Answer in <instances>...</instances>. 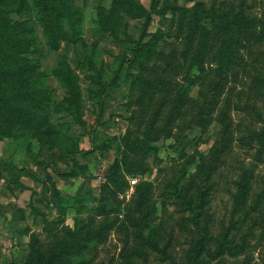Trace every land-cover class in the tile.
Segmentation results:
<instances>
[{
    "label": "rangeland",
    "instance_id": "374dc122",
    "mask_svg": "<svg viewBox=\"0 0 264 264\" xmlns=\"http://www.w3.org/2000/svg\"><path fill=\"white\" fill-rule=\"evenodd\" d=\"M86 1L83 3L78 0V4L84 7L86 17L83 43L73 42L66 35L59 50L46 49V57L40 68L51 73L46 79L52 89L50 117L57 126L60 139L51 147L41 146L36 138L31 137L30 130L24 128L18 129L14 138H0V264H24L32 235L48 247L64 227L74 226L76 218L84 233L90 226L91 210L99 202L106 203L108 209L114 208V212L105 218L114 221L118 217L120 219L111 228L107 242L91 246L76 261L121 264V252L139 245L134 228L129 226L131 222L125 219V210L128 207L133 210L136 187L143 182L151 184L149 201L154 213L144 229L146 235L158 240L159 248L166 250L167 254L146 248V261L135 255L136 263L187 264L191 245L201 236L205 227L213 234L208 249L211 253L229 227L234 205V183L246 168L253 173L251 194L247 201L250 212L249 216H245L247 210H243L234 218L238 228L230 234V239L235 243H241L244 238L246 252L238 257L226 256L222 260L210 259L209 262L210 257H207L206 261L208 264H264V235L260 215L261 209L264 211V148L257 142H250L246 136L250 129L261 127V118L264 117V23L260 22L244 41L237 62L229 72L226 90L211 123L205 127L193 125L181 132L180 125L183 122L177 119L169 128L171 135L169 130L160 133L154 141L155 148L148 152L146 158L140 155L134 158L137 161L142 158L144 171L122 170L121 181L124 184L120 182L122 185L105 186L111 166L121 156L120 149L123 147L120 148V139L129 130L134 137L143 136L153 103L160 96L152 98L145 95L143 99H136L138 90L136 87L135 91H131L133 78L130 76V72L136 73L135 68L129 69L125 62L120 63L119 60L118 65L115 60L118 57H131V41L140 39L144 18L131 19L125 15L120 18L113 14L111 21L114 26H119V32L112 35L110 30L99 26L97 10L102 7L108 13L115 0ZM155 1H159L160 7L166 3L192 6V2L187 0ZM204 1L209 7L215 5L219 11L242 4L258 19L264 17V0ZM140 2L149 8L152 0ZM26 3L31 6L32 0L18 2L17 6L25 5L24 16L21 18L13 12L11 16L14 19H36L34 8H26ZM171 15L161 18L152 14L148 34L161 28L168 32V36L163 41V54L149 64L151 68L145 73L152 77L163 75L172 82L184 83L183 78L187 75L185 68L189 67L191 60L190 56L183 58L187 25L182 24L180 27L178 17L172 21ZM36 31L42 38L41 29L38 27ZM211 45L216 44L211 42ZM208 59L211 61V58ZM62 60H66L79 77L83 108L77 113L78 118L76 113L57 110L53 106L65 96V89L56 77ZM191 74L192 77H198L194 79L198 84L193 86L191 92L192 97H197L199 85L204 83V79L195 69ZM116 76L118 80L111 84ZM169 107L167 104L163 109L160 123ZM221 110L229 118L232 142L223 153L222 162L214 169L211 179L207 181L205 173L199 174L196 179V184L202 188L210 187L206 211L212 214L209 222L198 226L191 221L192 214L185 211L184 207L187 201L199 198V190L193 187L188 194L183 191L182 198H177L174 192L178 186L180 190L185 183H192L190 177L202 159L209 163L211 148L220 138L221 124L217 117ZM82 151L92 152L84 155ZM71 169L77 174L76 177L64 175ZM81 177L85 180L79 184L77 179ZM18 183L22 185L18 186ZM53 187L63 194L69 205L64 215L59 214L53 206ZM16 189L29 192L27 198L21 196L23 193L17 196ZM30 191L33 192L31 196ZM79 194H82L85 200L83 205L85 203L88 210L77 216V208L70 207V204L71 199ZM15 198L18 202H14ZM95 219L94 225L103 220L101 217Z\"/></svg>",
    "mask_w": 264,
    "mask_h": 264
},
{
    "label": "trees",
    "instance_id": "16d2710c",
    "mask_svg": "<svg viewBox=\"0 0 264 264\" xmlns=\"http://www.w3.org/2000/svg\"><path fill=\"white\" fill-rule=\"evenodd\" d=\"M18 2L20 0H0V138H14L15 132L24 128L30 130L31 137L36 138L41 146L51 147L58 138L60 139V134L50 117L52 89L47 85L46 79L51 76V73L40 68L46 57V49L59 50L66 35L73 42L83 43L85 11L84 7L78 4V0H32L31 6L26 3V8H34L36 19L31 17L17 20L11 14L14 12L23 18L25 10V5L17 6ZM187 2H192V6L184 7L178 3H166L160 7L159 1L152 0L150 7L146 8L140 0H115L108 13L102 7L97 10L99 26L110 30L112 35H117L119 32V26H114V22L111 21L113 14H117L120 18L124 15L131 19L144 18L145 23L140 39L131 41L133 46L131 57H118L115 60L118 65L119 62H125L129 69L135 68L136 73L130 72V76L133 78L131 91H135L136 87L138 90L136 99H143L145 95L152 98L156 95L160 96L153 103L143 136L134 137L129 130L120 139V148L123 147L120 149L121 156L111 166L109 180L105 186L118 185L120 182L124 184L121 181L122 170L144 171L142 158L138 161L134 158L137 155L146 158L148 152L155 148L154 141L159 138L160 133L169 130L171 135L169 128L177 119H180L184 125L180 123L181 132L193 125L205 127L211 123L226 90L229 72L237 62L244 41H247L260 22L264 23V17L258 19L242 4L219 11L215 5L209 7L204 0H187ZM152 14H157L161 18L172 14L170 20H175L177 16L180 27L182 24L187 25L183 58L190 56L191 60L189 67L185 68L187 75L183 78L184 83L172 82L163 75L152 77L145 73L151 68L149 64L163 54V41L168 36V32L161 28L148 34ZM37 26L42 31L43 39L36 31ZM211 42L216 45H211ZM207 57L211 58V61L207 60ZM194 69L200 72L201 78L204 79L202 81L204 83L199 85L197 97L191 95L193 86L198 84L194 80L198 78L197 75L192 77L191 74ZM58 70L56 77L65 89V96L61 102L54 103L53 100L52 104L54 103L53 106L57 110L64 109L76 113L78 118L77 113L79 114L83 108L79 77L66 60L60 62ZM116 80H118L117 76L110 83L114 84ZM100 101L101 99L98 101L99 104ZM167 104L170 107L163 122L160 123L159 119ZM217 118L221 124L220 138L211 148L209 163L202 159L197 165L196 172L190 177L192 183H185L180 190L178 186L174 192L177 198H182L183 191L188 194L193 187L199 190V198L187 201V206L184 207L185 211L191 212V221L198 226L203 222H209L212 214L209 210L206 211L210 187L202 188L196 184V179L203 173L207 174L205 177L207 181L211 179L214 169L222 162L223 153L232 142L227 113L221 110ZM246 136L250 142H257L261 148H264V117L261 118V127L257 130L250 129ZM91 152L82 151L84 155ZM64 175L76 177L77 174L71 169ZM252 177L253 173L246 168L240 173L239 179L235 180L231 223L218 240L214 251L212 253L208 251L213 234L208 227H205L201 236L191 245L187 264H205L207 257H210L209 262L210 259L222 260L226 256L238 257L246 252L247 244L244 238L241 243H235L230 239V234L238 228L237 220L234 218L241 211L247 210L245 216H249L250 209L247 201L251 194ZM150 188V183H139L136 187L137 196L133 210L131 207L125 210V219L131 222L132 225L129 226L134 228L139 245L121 252V264H137L135 255L143 257L146 261V248L167 254L166 250L159 248L158 240L146 235L144 229L154 215L149 201ZM62 196L63 194L53 187V206L59 214L64 215L69 210V205ZM83 202L85 200L82 194L71 199L70 207L77 208V216L88 210ZM91 211L93 215L90 217V226L84 233L76 218L74 226L64 227L61 234L57 235L56 240L48 247H45L37 236L32 235L29 253L24 264H88L85 261H76V258L91 246L107 242L111 228L120 219L118 217V220L114 221L105 218L114 212V208L108 209L106 203L99 202ZM260 215L261 231L264 235L262 209ZM97 217L103 220L94 225Z\"/></svg>",
    "mask_w": 264,
    "mask_h": 264
},
{
    "label": "crops",
    "instance_id": "0c3cea01",
    "mask_svg": "<svg viewBox=\"0 0 264 264\" xmlns=\"http://www.w3.org/2000/svg\"><path fill=\"white\" fill-rule=\"evenodd\" d=\"M49 172H51V170H49ZM16 178H17V177H16ZM48 178H50V176H49ZM54 180H55V179H53L52 181H54ZM77 180H79V184H81V183L84 182L85 178H82V177H81V179H77ZM77 180H76V181H77ZM48 182H49V180H48ZM48 182H47V183H48ZM48 184H50V182H49ZM20 185H22V184H19V183H18V186H20ZM31 186H32V185H31ZM12 187H13V186H12ZM13 188H14V187H13ZM58 188H59V186H58ZM16 191H17V196H20V195L23 193L21 196H22L24 199H26L27 196H28V194H29V192H27V191H25V192H21V191H20V192H19L17 189H16ZM32 194H33V192L30 191V196H31ZM9 196H10V195H9ZM30 196H29V198H30ZM34 196H35V195H34ZM34 196H33V197H34ZM14 202H18V201H17V198H15V201H14ZM19 202H20V199H19ZM23 203H24V200H23Z\"/></svg>",
    "mask_w": 264,
    "mask_h": 264
}]
</instances>
